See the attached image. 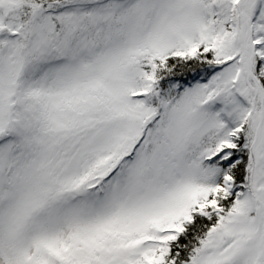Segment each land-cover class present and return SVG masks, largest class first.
<instances>
[{"label": "snow or ice", "instance_id": "6c2138e0", "mask_svg": "<svg viewBox=\"0 0 264 264\" xmlns=\"http://www.w3.org/2000/svg\"><path fill=\"white\" fill-rule=\"evenodd\" d=\"M0 264H264V0H0Z\"/></svg>", "mask_w": 264, "mask_h": 264}]
</instances>
